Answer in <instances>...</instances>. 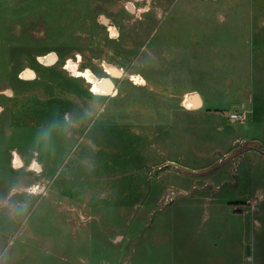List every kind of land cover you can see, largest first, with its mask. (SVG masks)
I'll return each instance as SVG.
<instances>
[{
  "label": "rangeland",
  "instance_id": "obj_1",
  "mask_svg": "<svg viewBox=\"0 0 264 264\" xmlns=\"http://www.w3.org/2000/svg\"><path fill=\"white\" fill-rule=\"evenodd\" d=\"M0 264H264V0H0Z\"/></svg>",
  "mask_w": 264,
  "mask_h": 264
},
{
  "label": "bare ground",
  "instance_id": "obj_2",
  "mask_svg": "<svg viewBox=\"0 0 264 264\" xmlns=\"http://www.w3.org/2000/svg\"><path fill=\"white\" fill-rule=\"evenodd\" d=\"M56 55L54 53L49 54L46 57H40L39 60L46 63L47 65H52L56 60ZM71 67V66H70ZM109 69V68H108ZM31 70V69H30ZM32 71H28L30 74ZM85 76L88 78V80L95 86V88L99 87L100 85L104 84V79L101 81L99 78H97L91 71L87 70L83 72ZM80 75V74H79ZM108 82H110L109 78H106ZM261 99V98H260ZM198 102H200L198 100ZM259 191V190H258ZM263 245V244H262Z\"/></svg>",
  "mask_w": 264,
  "mask_h": 264
},
{
  "label": "trees",
  "instance_id": "obj_3",
  "mask_svg": "<svg viewBox=\"0 0 264 264\" xmlns=\"http://www.w3.org/2000/svg\"><path fill=\"white\" fill-rule=\"evenodd\" d=\"M246 144H251V145H256V146L258 145L257 142H256V143H255V142H246ZM246 144H245V145H246ZM245 145H244L243 147H241V148L239 149V151L246 149L247 147H245Z\"/></svg>",
  "mask_w": 264,
  "mask_h": 264
}]
</instances>
